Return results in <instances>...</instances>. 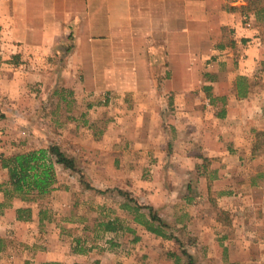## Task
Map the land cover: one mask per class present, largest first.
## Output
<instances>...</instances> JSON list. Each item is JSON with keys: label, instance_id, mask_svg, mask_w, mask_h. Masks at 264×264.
Listing matches in <instances>:
<instances>
[{"label": "crops", "instance_id": "1", "mask_svg": "<svg viewBox=\"0 0 264 264\" xmlns=\"http://www.w3.org/2000/svg\"><path fill=\"white\" fill-rule=\"evenodd\" d=\"M36 85L69 90L89 112L76 126L102 119L120 153L190 161L197 150L200 187L214 167L218 213L230 214L232 264H264L250 258L264 256V233L239 228L264 207V167L249 169L264 161V0H0V110L34 111ZM24 204L0 191V257L17 254L5 226L25 220ZM61 249L45 242L37 254L60 264L72 256Z\"/></svg>", "mask_w": 264, "mask_h": 264}, {"label": "rangeland", "instance_id": "2", "mask_svg": "<svg viewBox=\"0 0 264 264\" xmlns=\"http://www.w3.org/2000/svg\"><path fill=\"white\" fill-rule=\"evenodd\" d=\"M38 89L41 90L38 85L31 87L35 102L30 108L34 111L23 107L12 112L0 110V187L9 178L2 158L18 152L57 144L76 159L77 168L57 163L55 189L42 198L22 199L32 210L24 214L28 220L5 226L9 238L13 237V252L15 249L17 254L7 258L5 253L0 262L46 264L37 254L40 246L45 242L55 246L60 241L61 253L70 254L72 249L69 261L65 257L60 264H74L77 248L85 250L76 252L78 264H191V257L198 264H232L236 255L231 254L230 214L223 217L218 213L216 192L211 189L214 167L209 166V190L200 187L203 168L199 165L205 163L199 164L197 150L190 161L170 152L120 153L118 138L104 135L102 119L89 126H76L84 123L89 112L86 105L74 103L69 90L58 95L54 90L43 94ZM93 98L92 103H98V96ZM110 103L118 105V100L111 99ZM82 113L77 120L76 115ZM28 116L35 118L33 126L20 123ZM12 119L20 122L11 125ZM263 167L264 161H254L249 169L257 173ZM138 206L143 207L140 210L145 214L149 213L146 206L155 209L164 222L159 226L158 221L154 222L160 234L136 222L140 214ZM259 208L255 207L252 222L239 225L240 229L264 233V207L263 211ZM110 225L114 229H109ZM56 255L62 258L61 254ZM250 258L264 260L263 255L253 250Z\"/></svg>", "mask_w": 264, "mask_h": 264}, {"label": "trees", "instance_id": "3", "mask_svg": "<svg viewBox=\"0 0 264 264\" xmlns=\"http://www.w3.org/2000/svg\"><path fill=\"white\" fill-rule=\"evenodd\" d=\"M257 134L264 136V132ZM57 163L62 164L65 168L74 170L77 168L76 159L69 156L57 144H53L49 148L32 149L2 158V166L9 172L8 180L0 187L6 201H11L14 198L32 201L49 195L55 189V184L58 181ZM142 208V206L137 207L142 218L138 215L135 218L136 222L145 226L147 230L160 234L161 230L154 225V222L158 221L159 226L164 223L162 218L153 207L146 206L148 214L141 212ZM31 211L30 207L19 208L18 219H27L24 214H29ZM108 228L114 229L111 225ZM77 251L85 252L82 248H77ZM191 264H198L193 257H191Z\"/></svg>", "mask_w": 264, "mask_h": 264}]
</instances>
